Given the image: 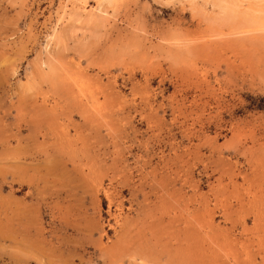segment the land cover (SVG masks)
<instances>
[{
	"label": "rangeland",
	"instance_id": "rangeland-1",
	"mask_svg": "<svg viewBox=\"0 0 264 264\" xmlns=\"http://www.w3.org/2000/svg\"><path fill=\"white\" fill-rule=\"evenodd\" d=\"M0 264H264V0H0Z\"/></svg>",
	"mask_w": 264,
	"mask_h": 264
}]
</instances>
